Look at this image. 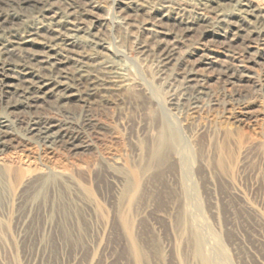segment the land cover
I'll use <instances>...</instances> for the list:
<instances>
[{
    "label": "rangeland",
    "instance_id": "1",
    "mask_svg": "<svg viewBox=\"0 0 264 264\" xmlns=\"http://www.w3.org/2000/svg\"><path fill=\"white\" fill-rule=\"evenodd\" d=\"M72 1L96 26L79 33V43L113 58L126 86L100 89L90 107L68 103L77 120L92 119L85 128L89 148L20 142L0 155V264H264V37L253 32L264 28V0L207 1L206 10L220 7L226 22L241 28L240 37L202 35L194 26L177 45L179 61L161 73L153 59L157 41L171 40L155 27L144 29L140 13L129 22L118 0ZM169 4L205 7L200 0ZM165 24L183 31L172 20ZM199 53L215 63L197 67ZM220 63L250 78L218 79ZM192 66L205 87L196 99L184 77ZM77 81L84 90L83 78ZM181 91L185 98L172 106L170 94ZM52 99L39 101L36 111L59 116ZM192 100L196 108L189 110ZM166 127L176 140L154 159ZM31 175L35 185L21 190ZM39 181L42 188L32 193ZM27 211L21 228L17 220Z\"/></svg>",
    "mask_w": 264,
    "mask_h": 264
},
{
    "label": "bare ground",
    "instance_id": "2",
    "mask_svg": "<svg viewBox=\"0 0 264 264\" xmlns=\"http://www.w3.org/2000/svg\"><path fill=\"white\" fill-rule=\"evenodd\" d=\"M50 1L0 0V105H2L0 112V155L20 144V142L41 143L47 147L63 144L68 145V149L72 148L74 151L89 148L90 143L85 138V128L92 119L84 114V121L80 122L74 114L67 111L68 103L75 102L80 107L86 108L89 106L90 96L93 94L95 96L100 89L112 91L126 86V75L113 58L105 57L98 51L90 50L91 48L86 49L80 44L81 42L79 43V33H88L92 27H96L94 21L86 24L82 18L89 14L87 9L75 4L72 0H62L60 5H54L52 2L51 4ZM207 1L212 0H200L201 5L205 7L197 6L194 10L192 9L193 11L186 10L187 7H172L169 4L170 0H118V3L120 9L122 8L125 21L134 22L133 15L140 13L142 15L140 24L145 26L144 29L148 30L149 27H155L158 34L167 35L171 40L161 43V40L157 38L158 53L153 58L155 61H153L156 62L158 71L161 73V68L167 70L173 63L179 61L177 45L183 40L184 35L193 32L194 26L201 27L202 35L212 34L224 37L226 40L230 39V41L240 37L241 28L228 24L225 19L226 15L220 7L212 8L210 12L208 9L206 10ZM72 20L76 22V25L72 26L73 28L69 26ZM171 20L175 24L182 25L183 31L180 32L178 31L179 28L178 30L173 29L165 24L166 21ZM98 25H101L100 21ZM253 32L257 36L264 37V28L257 31L253 30ZM143 43L139 45V49L146 54L149 50L147 51V46ZM68 63L74 65L72 71H67L63 66ZM213 63L215 61L211 57L200 54L197 67H204ZM60 66H63L64 69ZM233 70L230 66L221 64L217 78L221 79L224 76L230 84V80L236 77L239 81L250 78L246 73H238L237 75ZM199 76L201 74L193 66L184 73L186 86H190L192 83L193 92L189 96L192 97L195 94L193 99H196L205 89L204 84L199 83ZM79 78H83L86 83L84 90L76 87L75 82ZM184 96H186L185 91L178 94L173 92L169 96V102L172 106H178L180 99L185 98ZM47 98L54 99L53 107L61 115L58 113L59 116H53V114L49 116V114H40L36 111L39 106L38 102ZM33 108L34 111H32ZM195 108V100H192L188 104V109L194 110ZM92 118L94 117L92 116ZM88 134L91 135V132ZM174 138V132L167 127L159 132L156 145L153 146L152 156L154 159L160 156L161 147ZM45 178L44 180H46ZM34 179L36 177L32 175L25 177L20 183L21 190L24 187L35 185L32 184ZM39 183L40 185L35 190L32 186L34 190L32 193H36L42 188L43 182L39 181ZM22 196H17L16 201L21 202ZM33 203L28 198L27 208L31 209ZM17 207L19 206L17 205ZM28 217L29 211L22 214L21 218L19 217L17 220L18 226L22 228ZM20 235L21 232H19ZM203 261L206 262L204 259ZM34 262L35 259L30 264H34Z\"/></svg>",
    "mask_w": 264,
    "mask_h": 264
}]
</instances>
